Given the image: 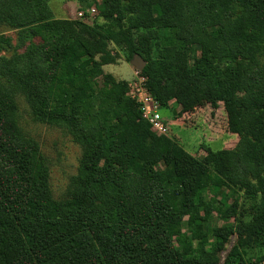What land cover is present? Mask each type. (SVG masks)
<instances>
[{
  "label": "trees",
  "instance_id": "16d2710c",
  "mask_svg": "<svg viewBox=\"0 0 264 264\" xmlns=\"http://www.w3.org/2000/svg\"><path fill=\"white\" fill-rule=\"evenodd\" d=\"M72 1L82 18L0 0L14 34L0 31V264H244L254 248L264 262V0H101L92 22L97 0ZM110 45L145 60L161 109L223 108L234 148L197 157L154 132L104 71ZM20 101L80 148L60 198ZM225 188L249 201L242 219L216 199ZM214 211L236 224L212 225Z\"/></svg>",
  "mask_w": 264,
  "mask_h": 264
},
{
  "label": "rangeland",
  "instance_id": "374dc122",
  "mask_svg": "<svg viewBox=\"0 0 264 264\" xmlns=\"http://www.w3.org/2000/svg\"><path fill=\"white\" fill-rule=\"evenodd\" d=\"M100 1L97 0L96 4L98 5L94 4L91 7L97 10ZM63 4V0H51L50 7L54 16L57 18H74V14H69ZM67 7H70L71 11H75L74 6L67 5ZM95 16H89L88 21H97ZM0 31L9 36H14L12 32H6V28L1 27ZM109 49L118 55V59L115 64L105 65L103 67L105 72L112 73L117 81L125 82L135 78L136 73L142 76L126 60L127 54L124 50L114 45H110ZM154 53H156V50H154ZM1 54L8 55L6 52ZM179 111L180 108L174 102H170L167 109H161V114L166 118L165 124L169 131L168 135L178 141L188 153L203 157L206 155V147L216 152L221 149L234 148L236 145L238 137L228 132L226 114L223 108L214 109L210 106H204L195 109L191 113L184 114H179ZM20 114L23 128L39 142L43 154L50 163L51 189L54 197L60 198L65 194L70 176L77 171L80 148L63 129L33 122L26 104L22 101H20ZM221 198L226 199L229 210L236 211L239 219H242L240 215L243 210L250 205L249 201H245L243 198H239L238 202L235 203L236 196L226 188L222 195L216 196V199ZM243 219L248 220L249 217L245 216ZM235 220L233 216L221 219L216 211L212 213L210 219L212 225L218 226H233L236 224ZM262 251L261 248L243 251L244 264H257V258L262 255Z\"/></svg>",
  "mask_w": 264,
  "mask_h": 264
},
{
  "label": "built area",
  "instance_id": "2783aa9c",
  "mask_svg": "<svg viewBox=\"0 0 264 264\" xmlns=\"http://www.w3.org/2000/svg\"><path fill=\"white\" fill-rule=\"evenodd\" d=\"M86 13L90 17H94L96 9L91 7L86 10ZM84 12L79 10L76 12V18H82ZM128 93L127 95L133 99L139 106L142 116L147 120L152 130L158 134L166 135L168 128L163 120V115L161 114V106L157 100H155L147 91L145 87V78L140 75H135V78L127 81ZM257 264H264L260 262Z\"/></svg>",
  "mask_w": 264,
  "mask_h": 264
},
{
  "label": "water",
  "instance_id": "95a60500",
  "mask_svg": "<svg viewBox=\"0 0 264 264\" xmlns=\"http://www.w3.org/2000/svg\"><path fill=\"white\" fill-rule=\"evenodd\" d=\"M130 64L133 66V68L137 71V72H140L143 70V68L145 67L146 65V62L145 60L140 57L139 55H135L131 61H130Z\"/></svg>",
  "mask_w": 264,
  "mask_h": 264
},
{
  "label": "crops",
  "instance_id": "0c3cea01",
  "mask_svg": "<svg viewBox=\"0 0 264 264\" xmlns=\"http://www.w3.org/2000/svg\"><path fill=\"white\" fill-rule=\"evenodd\" d=\"M67 5H70V6H74V8H75V11L73 12V11H71L68 7H67ZM63 7L64 8H66V11L67 12H69V14H74V16L76 15V12L78 11V4H77V2L76 1H72V0H70V1H66V2H64V4H63Z\"/></svg>",
  "mask_w": 264,
  "mask_h": 264
}]
</instances>
